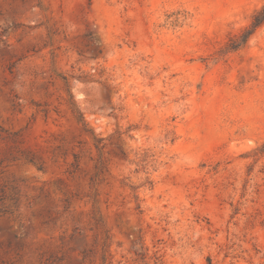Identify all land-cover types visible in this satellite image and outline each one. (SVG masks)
<instances>
[{"label":"rangeland","instance_id":"obj_1","mask_svg":"<svg viewBox=\"0 0 264 264\" xmlns=\"http://www.w3.org/2000/svg\"><path fill=\"white\" fill-rule=\"evenodd\" d=\"M263 7L0 0V264H264Z\"/></svg>","mask_w":264,"mask_h":264},{"label":"trees","instance_id":"obj_2","mask_svg":"<svg viewBox=\"0 0 264 264\" xmlns=\"http://www.w3.org/2000/svg\"><path fill=\"white\" fill-rule=\"evenodd\" d=\"M264 25V7L257 11L248 27H246L240 35L230 38L229 44L226 47L227 52H236L244 48L251 37ZM79 117L82 118V114L77 112Z\"/></svg>","mask_w":264,"mask_h":264}]
</instances>
